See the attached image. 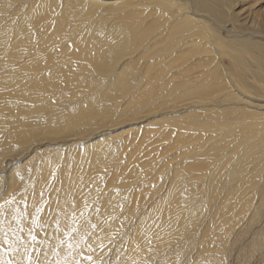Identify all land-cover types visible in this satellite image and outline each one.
<instances>
[{
  "label": "bare ground",
  "instance_id": "6f19581e",
  "mask_svg": "<svg viewBox=\"0 0 264 264\" xmlns=\"http://www.w3.org/2000/svg\"><path fill=\"white\" fill-rule=\"evenodd\" d=\"M262 9L264 0H0V264H243L248 254L264 264ZM143 74L146 89L132 95ZM225 115L253 125L221 126ZM175 121L209 134L154 127ZM150 128L206 172L169 167L172 178H146L153 190L144 180L107 190L112 176L86 173L79 156L85 173L72 183L82 164L71 171L70 154L72 175L64 165L67 175H50L63 151L107 142L113 158ZM42 159L49 173L29 169Z\"/></svg>",
  "mask_w": 264,
  "mask_h": 264
},
{
  "label": "rangeland",
  "instance_id": "374dc122",
  "mask_svg": "<svg viewBox=\"0 0 264 264\" xmlns=\"http://www.w3.org/2000/svg\"><path fill=\"white\" fill-rule=\"evenodd\" d=\"M261 12H264L263 9L260 11V13H261ZM260 13H259V14H260ZM261 14L263 15L264 13H261ZM261 14H260V15H261ZM262 15L260 16L259 20H262ZM108 35L110 36V34H108ZM130 60L132 61L131 58H130ZM134 65H135V63L132 65V67H133ZM134 68H135V67H134ZM141 70H142L143 73L145 74V68L142 67ZM144 74H143V76H142V75H138V76H135V78H134L135 81H136V83H135V87H136L137 89L142 88L143 85H144L143 89H146V85H145V81H144V80H145V78H144ZM139 77H140L141 79H140ZM142 79H144V80H142ZM140 81L142 82V84H141ZM143 81H144V82H143ZM141 85H142V87H141ZM139 91H140V92H139ZM131 93H132V92H131ZM131 93H130V95H131ZM141 93H143V92L139 89L138 91L133 92L132 95H136V94L141 95ZM123 97H124V96H123ZM75 98H76V97H75ZM117 98H118V97H117ZM67 102H69V101H65V104H66ZM63 104H64V103H63ZM85 104H86V102H85ZM59 107H64V106L59 105ZM45 111L48 112V111H50V110H49L48 108H46ZM231 116H232V115H231ZM231 116H230V115H228V116L225 115L224 117H220V118L215 119V120H218L219 122H222V121L224 122V121H226L228 124H230V125L232 124V125L230 126V125H228V124L225 123L226 125H228V126H225V124H224L225 127H229V126H230V128H231V127L234 126L233 123H236V124H235L236 126H234V127L239 128V129H240V128H243V125H242V124H243L244 122H246L247 120L245 119V121H243V123H242V120H241L242 117L239 118V116L235 115V117L237 116V118H235L234 116H233V117H234V118H233V117H231ZM221 118H222V119H221ZM249 118H250V117H249ZM220 119H221V120H220ZM218 121H214V122H217V123H218ZM175 122L177 123L178 121H175ZM223 122L220 123V124L218 123V124L221 125V124H223ZM232 122H233V123H232ZM176 123H174V125H175L176 127H178V129H179L178 131H177V129L174 127V125L172 126L173 122H172V123H168L167 127H165L166 123H165V124H164V123H160L159 125L157 124V125L154 126V127L157 128V127L159 126L157 129H160V130H158V131H161V132H162V130H165V128H166L167 130L172 129L174 132H176V133H178V134L187 135L188 133H191V132L195 131L194 129H196L197 126H198V125H196L195 128L192 127L193 124H192V122L189 123V121H188V123H187V122H183V121H182V122H178L177 124H176ZM179 123H180V124H179ZM185 123H187L188 126H190V124H191V127H192V128H190V130H189L188 127H186L187 124H185ZM193 123H195V121H193ZM196 123L198 124V121H196ZM217 123H216V124H217ZM241 123H242V124H241ZM194 125H195V124H194ZM202 125H203L202 123H201V124L199 123V126H200L202 129H205V126L203 125V127H202ZM237 125H240V126H237ZM245 125H253V123H247V122H246ZM161 126H162L163 128H162ZM199 126H198V129H199ZM221 126H223V125H221ZM245 127H246V126H245ZM95 128H96V126H95L93 129H91L89 125H86V128H85L86 130H84V131H87V130H90V129H91V130H94ZM173 128H174V129H173ZM193 128H194V129H193ZM201 128H200V130H201ZM217 128H219V127H217ZM157 129H156V130H157ZM191 129H193V130L191 131ZM228 129H229V128H228ZM150 130H152V131L150 132ZM196 130H197V129H196ZM138 131H139V132H138ZM138 131L135 132V133H133V134H134L133 136L130 135L129 138L127 137L128 140H129V142H130V145H131V142H132V145H131L130 147L127 146V145H129V144H125V146H122V144H121V145H119V146H121L122 148H121V147H115V148H113L115 151L112 149V147H110V148L112 149V151H113V152H112L111 149H110V151H111V153H112L114 159L112 158V156H110L109 149L107 148V147H109V143L104 142L105 145H106V143H107V145H108V146L106 145V146H107L106 148H105V147L103 148L104 150L102 149V144L104 145V143H102L100 146H98L99 149L96 148V147H95L96 149H95V148H93V149H92V148H78V149H77L78 151H76V149H75L76 152H74V151L71 150V152L63 151V153H60V154L57 153L58 155H56V157H58V156L60 157V156H61V157H60L61 160L58 158V160L56 161V162L59 161V162L57 163L58 165H56V163L53 162V164H55L54 166H53V164H51V162H50L51 160L53 161V158H55V153H56V152H53V153H51V155L54 154V157H53L52 159H51V157H52L51 155H48L49 157H48V156L45 157L46 159L49 158V161H48L49 164L47 163V160H44V159H45V158H44V159H42V160H44V162L46 161L45 163H43L42 160H40V163L37 164L38 167L36 166V164L33 163V164H34L33 166H32V164H30L29 169H30L31 167H33L32 170H35V169L38 170V168L40 167V168H39V171H41L43 165L45 166V164L47 163V164L49 165L50 169H52L53 167H54V168L56 167L54 170L52 169V172H51V174H50L51 177H52V176H58V169H57V167H59V174H60V172L63 171V170L60 169V168H64V167H65L64 169H67V170H68V172L70 173V174H69L70 176L72 175V172H71V171H74V173H76V171L78 170L79 172L77 171V173H79V174H76V175L74 174L76 177H73V175H72L71 178H70V176H68V177L71 179V181H72V178H74V179H75V182H77L78 184H80V183L77 181V179H78V177H79L80 175H82V173H85V172L82 171V170H83L82 166L84 165L83 167H85V165L88 164V162H89V160H90L89 166L87 167V165H86V167H85V171H86V169H87V171L90 170V173L87 172V171H86V173L91 174V168H92V172L95 171V173L97 174V177H98V175L100 176L102 173H104V174H102L101 176L108 175L107 178H109V176H110V177L112 176V179H113V175H115L114 177H116V179L114 178L113 181L115 180L116 182H117V180H118L119 177L121 178V180H119V181H122V179H123V182H118V183H120L119 185H121L122 187L119 186L118 183L111 181L112 179H110L109 182H108L107 180H104L103 182H101L102 184L100 183V181H97L98 179H97V180L94 179L95 181H97L96 183H98V185L100 184V188H101V189L98 188L99 186H97V188H98L97 190H99V191L106 190V189H107V190H110V189H111V190H115V189H117V188H119V187H120V188H123V187L128 188V187H131V186H134V185H138V184L140 183V181L142 182L143 180H144V184H145V182H146V183H147V186H150V185H152V184H154V183H151V180H150V181H147V180H148V179H153V178H154V175H153V174H155V173H154V170H155V172H157V173L160 171L159 174H155V177H157V175H158V177L160 176L161 178L163 177V174H165V172H166V174H167L166 177H168V175H169V177L171 176V178H172L173 174L175 175V173H173V172H174L176 169H177V171H179L178 173H176L177 175H178V174H179V175H183V172H184V174H185V172L188 171L189 169H190L189 171H190V173H191V176H194V175L197 176V175H199V174H203V173L206 172L205 169L202 171V169H203L202 166H201V167H200V166L196 167V166H197V162L191 164L190 162H193V160H190V162H189L190 164L187 165V164H185V163L187 162L186 160H184V159H182V158L179 160V158H178L179 156H177V157L175 156L176 154L173 153V152H174V150H173L174 146H173V145L171 146L172 150H171V148H170V146H169V145L174 141V139L171 140V142L167 139L166 141H162L161 143L158 144V143H156V142H158L159 140H156V139H159V137H160L159 134H160V133L158 134V133H157L158 131H155V129H153V128L148 129V130L146 131L147 134H146V132H145L144 129H143V130H138ZM140 131H141V132H140ZM202 131H203V130H202ZM202 131H199V130H198V132L195 131V132H193L194 134H192V133H191V134H192L193 136H195V137H198L199 135H195V133H196V134H199V133H200V134H203V133H205V132H202ZM204 131H205V130H204ZM186 132H187V133H186ZM201 132H202V133H201ZM212 132H213V131H212ZM212 132H211V133H212ZM155 134H156V136H155ZM208 134H209V131L205 133V135H208ZM136 135H137V136H136ZM138 135H139V136H138ZM144 135L146 136V138H145ZM150 135H153V136H150ZM135 136L137 137V139L135 138ZM148 136H150V138H152V137L154 138V140H153V138H152V140L157 144V146L159 145V146H158V147H159V150H160V149H163L162 146L164 147V145H165V148H166V147L168 148V150H167V148H166V149H163V151L160 150V152H159V150H157V149H158L157 146L153 147L154 145H152V144H154V142H152V140H150V138H148ZM158 136H159V137H158ZM203 136H204V134H203ZM131 137H132V138H131ZM133 137H134V138H133ZM156 137H158V138H156ZM140 138H141V139H140ZM130 139H131L132 141H130ZM135 139H136V141H135ZM144 139H146V140L149 139L150 141H146V140H144ZM128 140H126L127 142H126V141H125V142L128 143ZM133 140L135 141V143L133 142ZM155 140H156V141H155ZM138 141H139L140 143H139ZM160 141H161V139H160ZM160 141H159V142H160ZM125 142H124V143H125ZM143 142H145V143H143ZM149 142H152V144H149ZM165 142H166V144H167L168 146H167L166 144H164ZM124 143H123V145H124ZM141 143H142V144H141ZM162 143H163L164 145H161ZM168 143H169V144H168ZM134 144H135V145H134ZM143 144H146V145H143ZM156 144H155V145H156ZM133 145H134V146H133ZM160 145H161V146H160ZM136 146H137V147H136ZM151 146H152V147H151ZM123 147H124V148H123ZM127 147H128V148H127ZM131 147H134V148H132V150H131ZM135 147H136V148H135ZM2 148H3V145H2V147H1V149H2ZM117 148H119L120 150L118 149V150H119V151H118ZM155 148H157V149L155 150ZM89 149H90V150H89ZM107 149H108L109 154H108V153H105V152H107V151H105V150H107ZM127 149H128V150H127ZM73 150H74V149H73ZM95 150H96V151H95ZM99 150H100V152H99ZM116 150H117L118 152H116ZM136 150H137V151H136ZM169 150H170V152H168ZM175 150H176V149H175ZM80 151H81V152L83 151V152L81 153ZM87 151H88V153H87ZM89 151H90V152H89ZM92 151H95L96 153H95V152H92ZM104 151H105V152H104ZM161 151L163 152L162 154H161ZM165 151H166V153H164ZM171 151H172V154H171ZM67 152H68V153H67ZM97 152H98V153H97ZM115 152H116V153H115ZM146 152H148V154H149V152H150V154L148 155ZM158 152H159V153H158ZM167 152H168V154H167ZM99 153H100L101 155H100ZM102 153H105L106 157H104V156H105L104 154H103V156H102ZM113 153H115V155H116L117 153H119V156H117L118 154H117L116 156H114ZM138 153H139V155H138ZM153 153H154V154H153ZM157 153H158V154H157ZM24 154H25V153H24ZM61 154H63V158H62V155H61ZM64 154H66V155L64 156ZM70 154H71V156H70ZM80 154H81V155H80ZM82 154H83L84 156H83ZM94 154L97 155L98 158H99V156H101V157L99 158V160H97L96 158H94V159L92 158L93 156H95ZM98 154H99V155H98ZM107 154H108V155H107ZM145 154H147V155H145ZM160 154H161V156H159ZM173 154H175V155L173 156ZM68 155H69L70 157H72V158L70 159V160H71V162H70L71 164H70V165L73 166V167H71V168H72V169L74 168V170L70 169L71 171H69V168H70L69 165L65 163L66 166L68 167V168H66V166H65V164H64V162H67L66 160L69 159V158L66 159L67 157H69ZM144 155H145V156H144ZM163 155H165V156H163ZM167 155H168V156H167ZM170 155L172 156V158L174 157L175 160L177 159V161H175V160L173 161V160L171 159V156H170ZM181 155H182V154H181ZM181 155H180V156H181ZM66 156H67V157H66ZM78 156H79V157H78ZM89 156H90V157H89ZM97 156H96V157H97ZM121 156H123V157H121ZM166 156H167V157H166ZM182 156H183V155H182ZM182 156H181V157H182ZM47 157H48V158H47ZM64 157H65V161L63 162ZM74 157H75V158H74ZM76 157H78V158H79V161H81V162H82V160H83V162H85V159L87 158V159H86V162H87V161H88V162H87V163L85 162L86 164L80 162V163L82 164V165L80 166L79 161H76L77 164H79V166H80V167H79V166H77V164L74 163V162H75L74 160H78V158H76ZM83 157H84V158H83ZM109 157H111L112 159H109ZM125 157H128V158H125ZM137 157H138V158H137ZM142 157H143L144 159H143ZM145 157H146V158H145ZM147 157H148V158H147ZM149 157H150V158L152 157V158L150 159ZM73 158H74V159H73ZM80 158H81V160H80ZM104 158H105V159L107 158L108 161H107V159L105 160ZM124 158H125V160L127 159V160H126V162H127V163H126L127 168L129 167V170H130V169L133 170V172H132L133 177H134V178L136 177L135 179H136L137 181H135V179H134L133 177H131V173H130L129 170H127V168H125V167H126L125 165H124V167H123V164H122V166H119V165L122 163V161H123V163L125 164V162H124V161H125ZM135 158H136V159H135ZM50 159H51V160H50ZM55 159H57V158H55ZM119 159H120V161H119ZM121 159H122V160H121ZM140 159H142V160H140ZM147 159H148V161H147ZM156 159H157V161H161V160H163L164 163H163V162H162V163H158V162L156 161ZM6 160H7V161H11V158L8 157ZM113 160H114V161H113ZM134 160L136 161V165H135V163H134ZM137 160H140V161H138V162H142V161L144 160V161H143L144 163H142L141 166H140V163H138ZM154 160H155V161H154ZM73 161H74V162H73ZM104 161H107V162L104 163ZM109 161H113V163H112V162H109ZM180 161H181V162H180ZM188 161H189V159H188ZM33 162H34V161H33ZM60 162H62V164H61ZM68 162H69V161H68ZM68 162H67V163H68ZM118 162H120V164H119ZM132 162H133V163H132ZM146 162H147V163H146ZM153 162H155V164H154ZM72 163H73V165H72ZM101 163H102V164H101ZM109 163H110V164H109ZM111 163H112L113 165H112ZM117 163H118V165H117ZM156 163H157V164H156ZM165 163H166V165H167V164H169V165L172 164V165H171V166L167 165V168H168V169H166V165H165ZM187 163H188V162H187ZM41 164H42V167H41ZM47 164H46V166H47ZM50 164H51L53 167L50 166ZM96 164H97V165H96ZM128 164H129L130 166H129ZM138 164H139V165H138ZM148 164H149V166L147 167ZM158 164H159V165H158ZM177 164H178V165H177ZM179 164H180V165H179ZM59 165H60V166H59ZM63 165H64V167H63ZM74 165L76 166V168H78V167L80 168L81 173H80V170H79V169L76 170V168H75ZM95 165H96V166H95ZM116 165L118 166V167H116L117 169H115V166H116ZM133 165H135V168L133 167ZM137 165H138V166H137ZM154 165H158V166H154ZM173 165H174V166H173ZM186 165H187V166H186ZM35 166H36V168H35ZM46 166H45V168H47ZM100 166H101V167H100ZM144 166H145L146 168H144ZM178 166L183 167V169H182V168H179V169H178ZM190 166H191V167H190ZM103 167H104V168H103ZM121 167H122V169L125 168V170H123V171L121 170V171L123 172V173H122V176H121V173H120V172H118L117 174H114V173L117 172L118 169L120 170ZM132 167H133L134 169H136L135 171H139V170H137L136 167H138V169H140V171H141L142 168H143V170H142L143 172H142L141 174L139 173L141 177L139 176V174L137 175V172L134 173V169H133ZM150 167H151V168H150ZM160 167H161V168H160ZM169 167H170V169H171V168H174L175 170L172 169L173 171H172V170L170 171ZM175 167H176V168H175ZM189 167H190V168H189ZM195 167L198 168V169L200 170V171H199L200 173H199V172H196V171H198V170H197ZM45 168H43V170H44ZM81 168H82V169H81ZM98 168H99V169H98ZM102 168H103L104 170H103ZM107 168H108V169H107ZM156 168H157V170H156ZM158 168H159L160 170H159ZM200 168H202V169H200ZM47 169H48V168H47ZM47 169H46V171L44 170V173H43V170H42V173H43V174H48L51 170L48 169V170H49V171H48ZM56 169H57V170H56ZM110 169H111V170H110ZM145 169H146V170H145ZM151 169H152V170H151ZM180 169H181V170H180ZM186 169H188V170H186ZM194 169H195L196 171L193 172L194 175H192V174H193L192 171H193ZM75 170H76V171H75ZM109 170H110V171H109ZM114 170H115V172H112V171H114ZM119 170H118V171H119ZM166 170L168 171V173H167ZM183 170H184V171H183ZM185 170H186V171H185ZM35 171H36V170H35ZM39 171H38V172H39ZM47 171H48V173H47ZM54 171H55V172H54ZM65 171H66V170H64L63 173H61V174H63V176H62L61 174H60V176L64 177L65 175H67L68 172H67V171L65 172ZM128 171H129V172H128ZM146 171H147V172H146ZM149 171H150V172H149ZM152 171H153V173H151ZM163 171H164V173H163ZM169 171H170V172H169ZM177 171H176V172H177ZM189 171L187 172V176H189V175H188ZM201 171H202L203 173H201ZM144 172H145V175H146V174H148V175H146V176L144 175V177H143ZM161 172H162V173H161ZM171 172H172V173H171ZM40 173H41V172H40ZM64 173H66V174L64 175ZM95 173H93V174H91V175L96 176ZM126 173H128V175H130V178L128 177V175H127ZM149 173H150V174H149ZM196 173H199V174H196ZM94 174H95V175H94ZM119 174H120V175H119ZM135 174H136V175H135ZM161 174H162V175H161ZM0 175H1V176L3 175L2 177H4L5 174H4V173H1ZM48 175H49V174H48ZM77 175H78V177H77ZM118 175H119V176H118ZM125 175H126L127 179L124 180ZM152 175H153V176H152ZM185 175H186V174H185ZM138 176H139V177H138ZM150 176H151V177H150ZM66 177H67V176H66ZM66 177H65V178H66ZM80 177H81V176H80ZM117 177H118V178H117ZM142 177L145 178V179H143ZM147 177H149V178H147ZM76 178H77V179H76ZM107 178H106V179H107ZM128 178H129V179H132V180L134 179V183H133V181L131 180L132 182L129 181L130 184H129V182H128L129 185L125 184V185L127 186V187H126V186L124 185V181L127 182V181L129 180ZM146 178H147V180H146ZM74 179H73V181H74ZM79 179H80V178H79ZM89 179L91 180L92 178H88L87 182L89 181ZM65 180H66V179H65ZM94 180L92 179V182H91V181H90V182L93 183ZM68 181H69V179H68ZM71 181H69V182H71ZM73 181H72V183H74ZM106 181L110 184V185H109L110 187L106 185ZM138 181H139V182H138ZM65 182H66V181H65ZM65 182H64V179H63V183L66 185L67 182H66V183H65ZM87 182H84V185L88 188V187H89V184H91V183H89V184L87 185V184H86ZM110 182H111V183H110ZM135 182H136V184H135ZM148 182H149V183H148ZM4 183H5V182L3 181V186H4ZM94 183H95V182H94ZM96 183H95V184H96ZM104 183H105V184H104ZM108 183H107V184H108ZM112 183H113V186H114V187H111V186H112ZM115 183H116V185H114ZM132 183H133V184H132ZM142 184H143V183H142ZM142 184L140 183L139 185H142ZM144 184H143V185H144ZM65 185H63V186H65ZM101 185H103V186L101 187ZM104 185H105V186H104ZM157 185H158V184H157ZM157 185H156V187H158ZM1 186H2V185H1V183H0V187H1ZM106 186H107V188H106V189H103V187L105 188ZM115 186H116V187H115ZM154 186H155V185H154ZM86 187H84V188H86ZM156 187H152V186H150V188H149V187H146V188L149 190V189H152V188L155 189ZM2 188H3V187H2ZM92 188H95V187H92ZM108 188H109V189H108ZM114 188H115V189H114ZM90 189H91V188H90ZM93 190H95V189H93ZM152 190H153V189H152ZM255 253H256V251H255ZM255 253L253 252V255H254ZM257 253H258V250H257ZM251 256H252V255H250V254H248L247 256H245L244 259L242 260V261H243V264H246V263L248 264V261H249V259H250Z\"/></svg>",
  "mask_w": 264,
  "mask_h": 264
},
{
  "label": "snow or ice",
  "instance_id": "6c2138e0",
  "mask_svg": "<svg viewBox=\"0 0 264 264\" xmlns=\"http://www.w3.org/2000/svg\"><path fill=\"white\" fill-rule=\"evenodd\" d=\"M11 202H12L11 200H6L5 201V204L11 203ZM3 208H4V204H0V211H2ZM32 239L35 240L36 237L33 236ZM69 247H71V244H69ZM87 259L91 260V257H88ZM28 260H29V264H32L31 256H28ZM7 264H12V262L11 261H8ZM58 264H59V262H58Z\"/></svg>",
  "mask_w": 264,
  "mask_h": 264
}]
</instances>
